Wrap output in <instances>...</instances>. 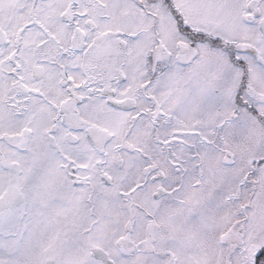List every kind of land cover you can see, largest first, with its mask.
<instances>
[{
  "label": "snow or ice",
  "instance_id": "snow-or-ice-1",
  "mask_svg": "<svg viewBox=\"0 0 264 264\" xmlns=\"http://www.w3.org/2000/svg\"><path fill=\"white\" fill-rule=\"evenodd\" d=\"M0 264H264V0H0Z\"/></svg>",
  "mask_w": 264,
  "mask_h": 264
}]
</instances>
